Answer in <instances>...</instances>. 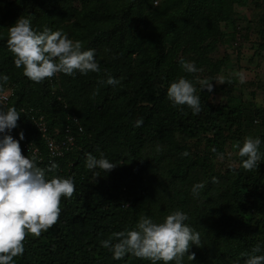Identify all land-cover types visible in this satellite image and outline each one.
<instances>
[{
  "label": "trees",
  "instance_id": "1",
  "mask_svg": "<svg viewBox=\"0 0 264 264\" xmlns=\"http://www.w3.org/2000/svg\"><path fill=\"white\" fill-rule=\"evenodd\" d=\"M249 4L258 11L263 38L256 43L263 49L264 0H0V73L8 76L0 93L11 90L8 103L0 106L24 110L10 134L19 139L23 131L22 155L32 156L25 144L38 148L39 167L58 165L46 175L70 176L76 186L71 199H61L58 221L39 237L26 236L24 254L14 264H149L132 255L114 260L101 241L135 227L141 215L161 220L174 209L186 211L188 223L201 235L202 245L189 249L194 260L185 256L183 264H244L247 255L264 254V248L252 252L264 243L262 162L245 174L241 167L216 172L200 157L192 158L189 146L207 132V144L217 145L224 131L241 135L245 122L257 120L264 140L262 111L256 109L253 121L240 104H214V81L211 92L200 91L198 115L186 106L174 108L166 95L179 76L195 83L223 73L229 57H211L229 43L222 25L235 22L236 7ZM22 14H31L33 27L41 31L69 24L84 48L95 49L101 72L29 80L6 43L7 27ZM181 58L201 71L184 73ZM107 74L120 85L99 84ZM141 117L143 123L135 127ZM32 118H42L48 136L59 138L68 128L74 137L71 150L48 163ZM89 153H103L118 165L94 178L85 166ZM197 182L204 186L193 196Z\"/></svg>",
  "mask_w": 264,
  "mask_h": 264
},
{
  "label": "clouds",
  "instance_id": "2",
  "mask_svg": "<svg viewBox=\"0 0 264 264\" xmlns=\"http://www.w3.org/2000/svg\"><path fill=\"white\" fill-rule=\"evenodd\" d=\"M6 43L14 56L15 66L34 83H42L57 74L75 77L101 72L95 49L84 48L81 41L70 39L59 29L37 30L33 27L31 14L20 15L7 27ZM179 63L184 73L201 71L194 61L181 58ZM236 77L238 83L246 82L243 74L237 73ZM7 80L8 76L0 73V91ZM213 81L218 84L232 82L230 78L221 77L219 82L197 78L194 83L182 75L168 84L166 95L174 108L183 111L186 106L193 115H198L202 111L200 91L211 92ZM98 83L116 87L121 81L107 74L106 79H100ZM23 112L15 106H0V264H14V258L24 254L28 234L39 237L51 228L60 217L61 199H71L76 188L70 176L46 175V171L52 172L58 167L55 162L46 170L37 165L35 152L32 156L22 155L19 142L25 139L24 132L18 133L19 139H14L10 133L17 128ZM142 123L141 117L134 126L139 127ZM262 145L264 140L260 136L246 135L231 148L240 158V167L251 171L264 161ZM212 151L218 159L224 158V153L215 148ZM181 155L187 157L189 152L184 151ZM117 165L103 153L99 157L91 153L86 156L85 166L94 178L99 177L98 171L106 175ZM203 186L202 182L195 183L191 188L192 195L198 196ZM188 221V213L180 209L171 210L161 220L141 215L135 227L113 233L101 241V246L108 249L114 260L132 255L149 264H183L185 256L190 261L195 258L189 249L193 245H202L200 233ZM262 248L264 243H257L252 252L261 253ZM244 264H264V254H249Z\"/></svg>",
  "mask_w": 264,
  "mask_h": 264
},
{
  "label": "rangeland",
  "instance_id": "3",
  "mask_svg": "<svg viewBox=\"0 0 264 264\" xmlns=\"http://www.w3.org/2000/svg\"><path fill=\"white\" fill-rule=\"evenodd\" d=\"M235 19L233 23L222 25L225 40L229 43L219 45L211 55L214 60H220L225 56L229 57L223 73L217 76L216 81L219 82V79L224 77L230 78L232 82L219 84L215 82L211 97L214 104L242 105V109L254 121L256 112L262 111L260 114L264 116V48H257L258 43H256L260 38L261 40L263 38L259 33L258 11L253 4L246 7H236ZM59 30L67 33L70 39L80 41L82 38L81 36L76 37L75 29L69 24L61 26ZM83 44L84 42H82ZM206 72L202 75L205 76ZM237 73L245 76L246 82L244 84L238 83ZM6 87L7 85H4L3 89ZM261 130L263 127L260 120L252 122V124L247 121L244 123L241 135H234L226 130L224 131V139L220 140L217 145L207 144L206 137L210 134L207 132L205 139L201 142H190L191 156L192 158L200 157L203 162H208L209 167H212L216 172H224L228 167L240 168V158L233 153L231 145L237 140H242L246 135L259 136L262 134ZM213 148L217 152L224 153V158L218 159L216 153L212 151ZM259 169L262 172L260 176L263 177L261 187L264 189V161H262V166ZM241 171L245 174L246 170L242 169Z\"/></svg>",
  "mask_w": 264,
  "mask_h": 264
},
{
  "label": "built area",
  "instance_id": "4",
  "mask_svg": "<svg viewBox=\"0 0 264 264\" xmlns=\"http://www.w3.org/2000/svg\"><path fill=\"white\" fill-rule=\"evenodd\" d=\"M10 95V91L0 93V103L5 106L9 101ZM33 121L40 134L42 135L48 163L53 162L56 158L62 157L65 153L71 150L74 145V137L69 134L70 130L68 128L64 130V135L58 138L56 136L57 134L54 136H48L47 128L45 127L42 118L33 119ZM73 122L76 123V120L73 119ZM78 130L81 131L80 128ZM23 147L27 149L28 152L30 151L32 154L35 152L36 156L40 155L38 148H34L31 145L29 146L27 144H25ZM56 152L62 153V155H54V153Z\"/></svg>",
  "mask_w": 264,
  "mask_h": 264
}]
</instances>
